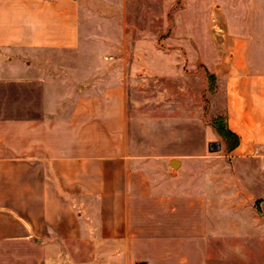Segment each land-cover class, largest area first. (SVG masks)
Segmentation results:
<instances>
[{"label": "crops", "instance_id": "0c3cea01", "mask_svg": "<svg viewBox=\"0 0 264 264\" xmlns=\"http://www.w3.org/2000/svg\"><path fill=\"white\" fill-rule=\"evenodd\" d=\"M99 1L0 0V264H20L21 242H32L41 264L51 239L90 236L99 251H111L109 264H202L172 246L185 232L183 209H199L206 220L192 234L208 235L211 215L210 231L223 245L264 237V0H184L195 6L202 32L167 48L145 36L123 69L105 65L102 41L91 36L99 24L88 14ZM90 43L96 50H86ZM202 70L213 77L226 127L239 138L231 150L214 126L186 111L196 105L188 87H200L190 77ZM142 74L167 87V120L182 107L176 123L200 133L195 150L150 156L155 164L138 157L128 87ZM169 87H177V98ZM181 131L168 138L182 139ZM203 140L225 146L223 162L204 163ZM169 155L175 159L166 164ZM184 172L196 173L193 185Z\"/></svg>", "mask_w": 264, "mask_h": 264}, {"label": "rangeland", "instance_id": "374dc122", "mask_svg": "<svg viewBox=\"0 0 264 264\" xmlns=\"http://www.w3.org/2000/svg\"><path fill=\"white\" fill-rule=\"evenodd\" d=\"M91 6L93 12H89L88 19L96 20L99 24L96 30L97 33L93 31L91 36L93 38L96 35L102 41L98 42L97 45L100 52L104 55V62L107 66H118L121 69L127 67L130 61L129 57L145 47V45L141 47L138 44V41L145 36L156 38L160 48H167V46H176L177 40L183 36H194L196 33L200 34L202 32L201 28L196 27L195 22H193L196 19L193 9L195 6L184 0H172L170 2L100 0L92 3ZM189 21L193 22L192 25L189 24ZM167 37L171 38V44L164 42ZM97 45L90 43L87 45L86 50H96ZM120 56L125 57V61H121L119 59ZM194 62L196 61H192V63ZM190 78H192L191 83H197L200 87H188L186 95H191L192 99H190L196 100V105L191 102L186 111L195 118H199L201 115L206 126H213V122L216 119L224 117L218 103L221 94L214 87L213 77L202 70L199 75ZM128 80L130 81V79ZM132 83L128 87L132 100L130 102V111H133L131 142H133L132 146L138 157L142 161L144 160L143 162H153L152 164H155V161H150V156L160 159V157L155 156L166 153H182V149L195 150L199 146L200 133L189 129L186 125H178L176 123L178 118L182 121V107H174L172 109L174 115L167 120L165 115L167 110L162 108L161 103L163 91H166L167 87H160L161 78L142 74L136 76ZM169 88L174 90L172 98H177V87ZM181 88L184 91V87ZM182 94L180 96L181 99ZM163 118L165 123H163ZM168 121L169 123H167ZM178 129L182 130V139H169L168 133H171L172 130L176 132ZM211 129V134L217 133L213 128ZM218 139L221 140L220 138ZM203 143L207 154L204 163L218 165L223 162L221 159L225 153V146L222 145L220 149L216 146L211 148L206 140H203ZM165 158L168 159L166 164H170L169 160L171 158L175 159L172 155ZM180 158L184 159L186 164L195 163V157L181 156ZM195 175V172L183 173V176L188 179L189 186L194 184ZM191 202H193V198L189 199L187 203ZM137 205L139 209L137 215L142 216V218L136 221L135 227L143 228V197L137 201ZM241 210L247 211L244 208ZM199 211V209L188 211L183 209L182 223L185 225V232L182 236L173 238L172 246L175 249L181 250L183 251L182 253L195 258L197 262L203 259L199 261H202V264H264V237H256L251 240L250 245L246 246L241 245L242 241H235L234 246L223 245L221 244L222 241H218L220 238H217L210 231L211 215H208L207 219L209 226L208 235L192 234L190 228L198 226V223L202 220ZM235 222L241 226L245 221L240 219ZM201 223L206 224V220L203 219ZM220 228H227L225 219H221ZM226 238L224 237L222 240ZM51 240H53V250L44 254L41 264H105L110 259L111 251L101 252L98 250L102 244L97 237L90 236L76 242H64L56 238ZM246 243H249L248 240ZM244 248H250V250L245 251ZM205 253L208 255H205ZM34 254L32 242L20 243V264H37ZM125 261L123 260L121 264H125ZM127 262L132 263L133 261L128 260ZM106 264H109V262H106ZM136 264H143V262L137 260Z\"/></svg>", "mask_w": 264, "mask_h": 264}, {"label": "trees", "instance_id": "16d2710c", "mask_svg": "<svg viewBox=\"0 0 264 264\" xmlns=\"http://www.w3.org/2000/svg\"><path fill=\"white\" fill-rule=\"evenodd\" d=\"M213 126L216 128V130L218 131V133L225 140L228 150H231L232 148H234L238 144V141H239L238 136L235 135L234 133H232L226 127L225 118L224 117H221L220 119H216L213 122Z\"/></svg>", "mask_w": 264, "mask_h": 264}]
</instances>
